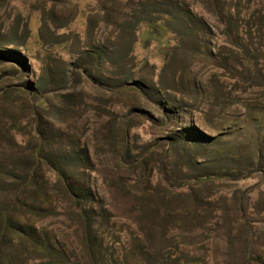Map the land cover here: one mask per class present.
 I'll return each instance as SVG.
<instances>
[{
	"label": "rangeland",
	"instance_id": "rangeland-1",
	"mask_svg": "<svg viewBox=\"0 0 264 264\" xmlns=\"http://www.w3.org/2000/svg\"><path fill=\"white\" fill-rule=\"evenodd\" d=\"M0 264H264V0H0Z\"/></svg>",
	"mask_w": 264,
	"mask_h": 264
},
{
	"label": "trees",
	"instance_id": "trees-1",
	"mask_svg": "<svg viewBox=\"0 0 264 264\" xmlns=\"http://www.w3.org/2000/svg\"><path fill=\"white\" fill-rule=\"evenodd\" d=\"M158 27H160L159 25H158V22H155V23H149V25H148V29L149 30H152V32H155V30H158ZM42 247V246H41ZM44 249L46 248V247H43Z\"/></svg>",
	"mask_w": 264,
	"mask_h": 264
}]
</instances>
